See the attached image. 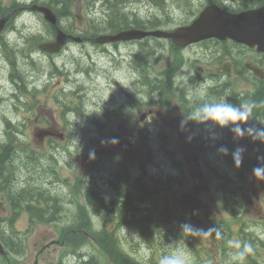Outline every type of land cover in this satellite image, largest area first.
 <instances>
[{"label":"flooded vegetation","instance_id":"obj_1","mask_svg":"<svg viewBox=\"0 0 264 264\" xmlns=\"http://www.w3.org/2000/svg\"><path fill=\"white\" fill-rule=\"evenodd\" d=\"M119 2L121 7L126 9L132 20L142 16L140 18L146 20L149 27L153 30H170L175 26L191 22L201 8L207 4H217L235 14L264 5V0H120ZM37 3L38 0H22V5L18 7V10L27 8L33 11L31 6ZM138 3L141 5L137 6ZM197 6H199L198 9H196ZM132 9H136V12ZM16 11L17 9L12 11V13ZM8 26L6 25L3 32L0 33V238L5 241L9 249L18 253L23 249L25 240H15L13 232H19V226L16 224L13 226L12 219L15 222L18 218H22L26 223L29 222L28 210L33 215L38 216V218L45 217L48 220L69 218L73 215L75 201L73 189L69 185V178L73 176L74 168L70 162V165L64 162L60 164V168L56 167V169L52 170V173H49L41 164L36 162L38 154L33 153L29 148H17L14 150V147L9 145V139L12 137L20 139L21 137H33L39 129L58 130L59 126L56 119L59 118V112L52 107L58 106V100L55 98L43 99L34 97L42 92L45 76H51L52 80L54 73L45 62L47 57L52 64L54 55L37 51L36 48L44 40H54L55 36H44L40 30L35 34L29 35V37H27V33L20 32V37L10 43L18 51L21 60L23 58H31L32 61L29 64L22 62L18 66L12 62L9 54L10 45L5 44L2 40ZM102 34L99 38H96L97 35L86 37L87 41L90 40L91 43L96 41L101 44V47L95 51L96 60H94L93 56H89L92 58L90 68L88 70L82 69L77 74L80 77L86 74L91 79V84L94 85L98 96L101 98L103 108L107 110L102 111L105 113V119L113 121L116 117L123 116L118 108L121 110V106L126 104L127 109L132 114L127 116L140 121L141 115H139L136 100L139 98L140 89H147L148 105L142 111V114L147 116L145 121L150 124L151 118L156 116L159 121L169 123L166 128L158 124L156 126L159 131L162 130L166 137V142L176 147L171 141L173 137V131L171 130L173 124L171 121H181L183 113L187 114L198 102L197 99L194 102V99H191L189 94L188 102L186 90L192 86L206 84V98L224 97L232 104L256 103L258 107L254 113L255 121L260 122V126H263L258 115V108L264 98V85H253L251 82L241 81L244 77V79H247L250 76L256 82L264 83V52L259 51L257 46H247L232 39H210L186 48H180V50L175 51L177 54L175 55L172 53L173 45L171 40L152 38L143 41L111 43L107 41L109 33ZM174 48L177 49L176 47ZM179 61L181 71L174 76L173 68ZM140 65H144L145 72L139 69ZM255 72L262 75L263 78L257 76ZM18 73L20 74L17 75ZM64 75L71 77L76 74L65 71ZM96 79L100 81L98 82L99 84H96ZM241 85L244 87L242 88ZM125 86L135 89L132 92L130 88H122ZM156 86L167 87L169 89L167 96H173L175 93L180 95L182 104L176 103V106H174L176 113H167L166 109H164L170 110L171 108L167 102L169 100L168 97L157 100L156 92H154ZM144 90L141 91L142 94H146ZM90 95L93 97L90 98ZM87 97L94 99V93L89 92ZM192 98L194 97L192 96ZM152 100L156 103H161V106H149ZM44 101H46L47 105L52 106L43 107L42 103ZM108 111L113 113L110 117L107 115ZM32 114L33 117L31 118ZM63 118H68L67 127L69 129L67 130V136H75V125L72 119L67 114H64ZM45 120L48 123L51 122V124H44ZM32 121L36 122V124H33ZM189 125L196 124L189 123L187 126ZM197 128H199L198 125ZM213 131L222 133L220 136L224 137H228L229 134V129H220L219 127H213ZM200 132L204 138V141L199 146L202 152H207L206 148L208 151L219 152V149L225 146L223 142L209 144L205 141L206 135L201 130ZM42 149L43 147L40 146L34 150L42 151ZM41 163L44 164L43 159ZM258 164L247 163L246 161L243 164V168L254 169ZM205 165L208 166L206 169L214 168L213 163L207 162ZM216 167L224 169L226 164L216 162ZM235 169L236 166L233 165L230 170ZM38 174H42L44 177H39L37 176ZM52 176L60 177L54 178L57 180H66L68 185L55 188V186H59L55 184L48 187ZM198 182L202 189L209 188V179L206 176ZM22 184H26L27 188H24ZM43 186L50 190L52 194L55 193V198L44 199L41 194ZM120 186L122 184L116 179L110 186L112 193L108 191L103 195L101 202L104 204L102 207L105 208L106 212L108 210L110 213L113 212L110 209L113 208L115 203L122 206L119 204L121 203ZM29 187L31 189L28 192L32 194L30 200L25 199L23 194L18 196H12L11 194L12 191H24ZM217 190L218 187L216 188ZM217 195L220 196L218 193ZM107 202L110 204L108 205ZM31 205L34 206L30 207ZM116 209L118 210V208ZM41 228H44V230L41 231ZM55 228L50 223L42 225L39 222L34 224L33 227L27 223L23 233L28 236L29 233H35L40 230V233L44 234V241L40 246L39 253H44L45 251L50 253L49 249L54 244H60V233L55 235ZM51 234H53L52 238H50ZM49 239L52 240L49 241ZM10 253L13 254L12 252ZM0 264L13 263L11 258H3L0 259ZM19 264H26V262L20 260Z\"/></svg>","mask_w":264,"mask_h":264},{"label":"clouds","instance_id":"obj_2","mask_svg":"<svg viewBox=\"0 0 264 264\" xmlns=\"http://www.w3.org/2000/svg\"><path fill=\"white\" fill-rule=\"evenodd\" d=\"M206 84H201L193 89V94L202 98V103H197L187 114L183 113L181 128L183 129L189 123L204 125L206 127H219L220 129H229L236 139L247 137L252 142L264 144V126H256L252 123L255 119L256 103H229L227 99L206 98ZM264 124V123H261ZM118 141L113 138L112 144ZM222 155L227 156L229 150L227 147L219 149ZM233 162L237 169L243 163L244 149L237 148L231 153ZM94 156V154H93ZM259 164L253 169V175L257 180L264 181V156L258 157ZM182 236L187 235L194 239H206L215 235H222L221 228L213 225L208 228H200L191 223H183L181 226ZM180 241L175 242L174 249L160 258L159 264H190L189 253L180 249ZM254 254L252 243L245 242L242 246L236 245V250L231 252L227 258L226 264H246L247 258Z\"/></svg>","mask_w":264,"mask_h":264},{"label":"rangeland","instance_id":"obj_3","mask_svg":"<svg viewBox=\"0 0 264 264\" xmlns=\"http://www.w3.org/2000/svg\"><path fill=\"white\" fill-rule=\"evenodd\" d=\"M5 3H8L9 2V0H3ZM73 1V7H72V11L74 12V14L75 15H79L81 18H82V20L81 21H79V20H73V26L76 28V29H81V30H83L84 29V25H85V17H86V15H88V11L87 10H84V9H81V10H78V9H76V6H83L84 4H86V5H88V3H89V1L88 0H72ZM103 2L102 1H96V3H95V11H94V13H89V15L93 18V19H99V20H101V19H103V17H104V8H102L103 7V4H102ZM102 7H101V6ZM198 7L199 6H197L196 7V9H198ZM142 11V10H141ZM140 16V15H139ZM140 17H142V16H140ZM27 22L29 23L28 25H30V24H32V25H39L40 23L42 24L43 22L41 21V18L38 16V15H35V14H32V15H29L28 17H27ZM30 27V26H29ZM43 28H44V33L47 31V29H46V27L45 26H43ZM75 50H78L76 47H73L72 49H71V51L72 52H74ZM143 74V73H142ZM144 75V77H146V75L145 74H143ZM87 79H90L89 77L87 78ZM124 89H127V88H130V89H132V90H134L135 88H133V87H129V86H125V87H123ZM194 89V88H193ZM204 91H206L205 89H203ZM139 92V91H138ZM188 94H189V96H190V98L191 99H194V102H196L195 101V99H197V101L198 102H196L195 104H197V103H202L203 102V99L202 98H199L198 96H196V95H194L193 94V90L191 89V90H189V92H188ZM192 96L194 97V98H192ZM215 99H225L224 97H218V98H216L215 97ZM0 118H1V115H0ZM199 126V125H198ZM77 128V127H76ZM201 131H202V133H204L205 135H206V137H205V141H207L209 144H216V142H217V140H218V138L219 139H221L219 136L222 134H220V133H218V132H215V131H213V127H206V126H204V125H200V128H199ZM224 135V134H223ZM175 141H176V144L177 145H179V144H181L180 142H179V139H178V136L175 138ZM73 144L74 145H76L78 148H80V146H84L86 143H91V139L89 138V137H84V136H77L76 138H74L73 139ZM125 143L126 144H124V145H128L129 143L125 140ZM83 144V145H82ZM119 144L120 143H117V145L119 146ZM122 144V143H121ZM153 144L154 145H157V143L155 142V141H153ZM126 149L127 150H130V148L127 146L126 147ZM125 152H126V154H127V156L126 157H128L129 156V154L127 153V151L126 150H124ZM163 160L165 161V163H168V160L166 159V158H164V156L163 155H160L159 157H158V159L155 157L154 158V160H153V162H155V163H158V162H163ZM168 170H169V167H168ZM75 180H74V175H73V177L72 178H70V179H72V182H74L75 183V185H76V180H77V178L80 176V179H82L83 181H84V184H85V182L87 181L86 179H85V175H84V173L82 172V170H80L79 169V167H76V169H75ZM119 179H121V178H119ZM88 183H92V181L91 182H88ZM121 184V183H120ZM122 189H124V190H126V186H120V191L122 190ZM140 196H138V198H139ZM199 204H200V202L199 201H197V200H195V199H193V202H192V205H191V208H193V210L195 211L194 212V216H196L194 219H197V220H199V221H197V223L200 225L199 227H203L204 225H203V220H202V217H201V215L199 214V211H198V208H199ZM136 208L133 210V211H135V210H139L140 208H142V205L140 204V208L139 209H137V206H135ZM134 207L133 206H131V204H129V208L128 209H133ZM123 221H127V219H124V217H123V219H122ZM97 221V224L99 225L100 224V220L99 219H97L96 220ZM20 228H22V226H20ZM135 239L136 240H138V236H135ZM206 241H207V243H208V247L207 248H214V246H213V244L211 243V240H210V238H206ZM198 243H202V244H205L204 243V239H199V242ZM174 247L175 246H172L171 245V247H169L167 250H169V251H172L173 249H174ZM180 249L181 250H186V251H189V248H185L182 244H180ZM82 252H86V249L85 248H83L82 249ZM164 253V251L163 252H160V254L162 255ZM137 255L140 257V258H142V259H149L150 258V256H151V250H149V249H140L139 251H138V253H137ZM191 258V257H190ZM192 261H193V259H191ZM73 261L74 262H78V258H74L73 259Z\"/></svg>","mask_w":264,"mask_h":264},{"label":"water","instance_id":"obj_4","mask_svg":"<svg viewBox=\"0 0 264 264\" xmlns=\"http://www.w3.org/2000/svg\"><path fill=\"white\" fill-rule=\"evenodd\" d=\"M37 10L41 11L45 15V19L50 22L51 24H56V17L51 12V10L45 8V7H39ZM211 18V12L206 11L201 18L192 26L188 28H182L179 29L174 34H171L173 38L176 40H182L186 39L188 40H196L199 38H204L207 36H211L213 34L219 35H226L232 38H235L238 41L242 42H249L251 39H255V37H252V34H260L257 29L263 27L264 23L260 21L255 26H251L250 24L247 25V32L246 27L237 26V28H231L230 24H215L212 22ZM4 24V20L0 21V29L2 28ZM149 33H146L141 30H132L127 32H122L119 35L115 37V39H130V38H137L140 39ZM156 35H163V33H154ZM252 37V38H251ZM65 34L62 32H59V36L57 38V41L54 43H49L46 45L41 46L42 49L56 52L60 50L62 44L65 41ZM251 38V39H250ZM93 159V156L86 157L85 161H90Z\"/></svg>","mask_w":264,"mask_h":264},{"label":"bare ground","instance_id":"obj_5","mask_svg":"<svg viewBox=\"0 0 264 264\" xmlns=\"http://www.w3.org/2000/svg\"><path fill=\"white\" fill-rule=\"evenodd\" d=\"M139 69L143 70L145 72L144 65H140ZM91 71L94 72L93 70H91ZM1 80H2V78H1ZM259 105L260 106L258 108V115L261 118V122L264 123V98H263V101H261V103ZM121 108L122 109H126L127 107L126 106H121ZM262 119H263V121H262ZM262 125L264 126V124H262ZM199 128H200V125H199ZM232 167H233V163H232V161H229V163L226 165V169L230 170V169H232ZM118 180H119V183H121L123 186H125L126 181H124L123 179H119V178H118ZM125 191L126 190H124V189L121 190V196L122 197L125 194ZM145 195H150V193L149 192H145ZM138 196H140V197L138 198ZM142 199H143V195L142 194H137V195H135V197H133V198L131 197L130 202H128L126 204H123L122 206H119L118 203H115L113 205V208L116 206V208H118V210L116 208H114V209L112 208V209H110V210H113V212H111V213H114V214L118 213V215L122 219L124 217V219H127V221H128L134 214L133 210L136 208L135 206H137V209L140 208V202H141ZM107 204L109 205L110 203L107 202ZM129 204H131V206H133L134 208L133 209H128L129 208ZM103 205L104 204L101 202V206H103ZM246 264H255V263L253 261L247 260Z\"/></svg>","mask_w":264,"mask_h":264},{"label":"trees","instance_id":"obj_6","mask_svg":"<svg viewBox=\"0 0 264 264\" xmlns=\"http://www.w3.org/2000/svg\"><path fill=\"white\" fill-rule=\"evenodd\" d=\"M64 1H68V0H51V2H50V4L51 5H53V4H58L59 2H61L62 4H65V2ZM68 3V2H67ZM50 6V5H49ZM52 7V6H51ZM55 11H56V13H57V15H58V17L60 18V17H64V16H66L67 15V13L68 12H70L71 13V11H70V9L67 11V9H65V8H63V7H58V6H54V7H52ZM113 15L112 16H116V15H120L119 14V10L116 12V10L115 9H113ZM220 152V151H219ZM123 180L124 181H126V184H125V186H126V191H125V194L123 195V197L121 196L120 197V200H121V203H119V204H121V205H123V204H126V203H128V202H130V200H131V197L133 198V197H135V195H137V194H142L143 192H142V190H141V187H140V185L138 184V182L137 181H135V182H133V179H127V177H123ZM119 195H121L120 193H119ZM125 200V201H124ZM247 262V261H246Z\"/></svg>","mask_w":264,"mask_h":264}]
</instances>
